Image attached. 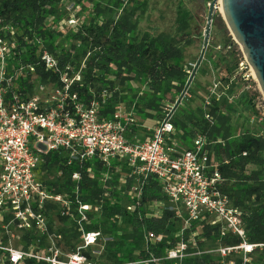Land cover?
<instances>
[{
	"label": "built area",
	"instance_id": "built-area-1",
	"mask_svg": "<svg viewBox=\"0 0 264 264\" xmlns=\"http://www.w3.org/2000/svg\"><path fill=\"white\" fill-rule=\"evenodd\" d=\"M69 22L74 23V19ZM11 33L12 30L10 39L0 34V264H26L29 259L46 264H95L82 251L94 245L102 232L85 230L84 223L92 207L99 211L100 205L82 200L80 184L81 171L94 177L95 162L105 168L102 182L109 181L120 191L128 213L160 218L166 209H172L183 220L184 228L206 218L219 225L221 235L243 239L238 245L216 247L221 261L237 252L240 261L230 259L227 263L249 264L250 253L264 244L245 241L241 209L218 189L224 177L209 164L211 152L202 134H195L190 145L183 146L181 132L168 112L150 133L129 137L130 127H139L134 107L126 110L120 103L113 113L102 114L108 89L103 88L88 101L81 99L71 92L72 84L80 78L69 77L58 56L46 48L39 49V62L45 70L58 75L60 88L53 90L49 84H40L36 93H22L18 81L31 82L36 77V67L14 58L16 52H26L27 46H20ZM232 45L229 43L227 48ZM245 63L248 65L244 57L240 64ZM50 152L57 153L65 166L77 167L71 174V190L57 192L41 176L39 169ZM152 186L162 197L145 200L144 192ZM105 194L109 195L107 188ZM110 217L118 224L124 221L122 215ZM66 221L74 223L80 233L74 251L65 249L64 233L55 227V222ZM144 238L147 244L155 243L162 235L145 230ZM185 246L180 241L166 250L165 258H181ZM160 257L150 252L145 261L164 264Z\"/></svg>",
	"mask_w": 264,
	"mask_h": 264
},
{
	"label": "trees",
	"instance_id": "trees-1",
	"mask_svg": "<svg viewBox=\"0 0 264 264\" xmlns=\"http://www.w3.org/2000/svg\"><path fill=\"white\" fill-rule=\"evenodd\" d=\"M91 4V20L86 28V35L74 32L72 38L78 40L90 39L98 47L88 60L87 69L81 81H76L71 86V92L76 93L81 99L88 101L95 95L92 87L97 82L102 86H109L113 90L103 102L102 114L109 115L114 112L120 103H131L137 113L144 118L153 117L159 112L163 100L166 99L168 89L174 81L184 86L187 73L182 63L181 50L177 45L176 36L164 34L150 35L148 32L137 30L138 17L145 12L146 0H89ZM60 0H0V17L12 21L19 34L17 42L20 46H27V51L16 52L15 59L26 63H33L36 67V78L40 80L56 81L58 75L45 70L39 62V49L48 42V49L55 56L62 47V42L57 41L63 35L59 29L50 28L45 20L49 15H55ZM217 16L220 15L217 13ZM0 18V19H1ZM60 18V17H58ZM96 23H94V21ZM94 23V24H93ZM176 32L180 36L186 35L189 28V13L186 9H178L176 16ZM16 33V31H15ZM14 31L11 36L14 37ZM10 37V30L0 31ZM40 38L41 41L36 40ZM79 51H84L79 48ZM64 67L70 59L71 53L61 51ZM92 60H96L95 63ZM114 67V70L111 67ZM237 66L236 64L234 65ZM99 71V72H98ZM108 74H113L121 88L114 89L113 81L108 79ZM22 93L32 94V80L18 81ZM138 82L148 85L144 94L141 89L133 85ZM168 98V97H167ZM173 101V99H171ZM225 101L211 100L208 109L199 107L195 114L178 118L174 123L180 134V143L188 147L191 138L199 133L206 138V146L211 152L209 164L216 166L224 179L218 189L227 195L233 205L238 206L242 212V222L245 227V241L253 244H264V133H256L250 129L242 131L241 139H236V132L230 123V111L224 108ZM208 115L209 117H207ZM188 123L196 127L188 130ZM137 126H131L129 137L138 133ZM189 133V134H188ZM185 140L186 145H185ZM43 168L47 171L55 169L61 171L60 178L51 182L55 191H69L74 182L71 174L77 167L65 166L57 153L45 155ZM94 177L90 178L81 171L82 200L90 204H99L97 213L89 214V220L84 223L85 230L94 231L102 228L110 229L111 239L105 243V262H98L91 257L89 251L82 253L95 264H119L124 262L140 261L136 264H154L145 261L149 253H162L163 250L175 247L178 242L186 244L181 258L166 259L164 264H228L227 260L240 261L237 252H231L226 261L204 251L203 245L209 240L218 245H238L242 238L236 235H221L219 225L211 223L206 218L193 221L184 228L183 220L172 209H166L165 215L160 218L138 217L135 213H128L122 204L119 190L110 186L109 181L102 182L101 174L105 168L98 162L93 164ZM117 180V177L114 176ZM109 188V195L105 189ZM145 200L160 199L159 191L152 186L144 192ZM252 205H247V201ZM112 214L122 215L124 224L120 225ZM179 223L177 228L172 226ZM124 226V227H121ZM181 228V234H176ZM198 229L200 239L195 243H186L187 235ZM63 231L62 228H57ZM152 230L160 233L162 238L155 243H148L144 238V231ZM176 231V232H175ZM64 233L65 244L71 235L80 239L78 229ZM180 240V241H179ZM77 245H70L67 250H76ZM258 254L264 260V247L259 246L250 253L249 264H264L255 259ZM143 261V262H141ZM26 264H46L44 261L29 259Z\"/></svg>",
	"mask_w": 264,
	"mask_h": 264
},
{
	"label": "rangeland",
	"instance_id": "rangeland-1",
	"mask_svg": "<svg viewBox=\"0 0 264 264\" xmlns=\"http://www.w3.org/2000/svg\"><path fill=\"white\" fill-rule=\"evenodd\" d=\"M210 1L211 0H146L145 12L138 17V31L148 32L153 36L164 34L169 37H177L175 41H177V45L181 50V60L187 73L186 82L190 78L203 47ZM219 6L220 4L217 3V8H215L211 23L208 45L206 46L202 60L189 86L185 89V82L184 86H181V89H179L180 83L174 81L173 86L168 89L166 99L163 100L160 111L152 112L154 113L153 117L144 118L139 112L137 113L136 108H133V104L123 103L126 110L133 108L136 112L135 117L139 124L137 128L139 135L150 133L152 128L165 113L170 112L172 121L177 123L178 118H184L186 115L195 114L199 107L207 110L212 99H216L217 102L225 101L223 107L228 108L230 111V123L235 129L236 139L240 140V133L246 129H250L256 133H264L263 95L249 64L246 65L245 63L243 66L240 64L242 59H244V55L240 44L235 40L233 34L228 29ZM181 8L186 9L189 13L188 33L184 36L177 34L175 24L178 9ZM90 12L91 4L89 0H60L56 14L47 16L45 20L48 27L59 29L63 32V35L57 40L62 42V47L58 48L57 53L60 61L63 59L61 57V51L68 50L71 53L70 59L66 61L63 69L68 71L69 77L75 76L76 79L80 78L79 81L82 80V76L87 69L88 60H91L92 54L98 50V47L90 39H84V41H82V39L76 40L72 38V35L74 32H81L83 35H86V28L91 20ZM217 13L220 15V18L216 15ZM69 19H74V23H70ZM96 21L97 20H95L94 23H96ZM7 29L14 31V33L16 31L14 39L17 40V35L19 34V32H17V27L14 26L11 20L6 21V19L1 18L0 31L7 32ZM10 38L11 37H9V39ZM36 41L40 42L41 39L38 38ZM232 42V47L227 48V45ZM47 45L48 42L42 44L40 47L46 48ZM79 48L84 51H79ZM92 62L95 63L96 60H92ZM235 64L237 65L236 67L234 66ZM111 69L114 70V67L112 66ZM108 79L113 81L115 85L114 89L121 88L118 84V80L113 74H108ZM31 84L32 93H36V88L40 84H49L53 90L60 88V84L57 80L44 81L36 77L32 79ZM133 85L141 89V94H144L146 88L149 87L148 85H141L138 82H133ZM103 88L108 89V96L113 91L110 90L109 86H102L97 82L93 85L91 91L93 95H98ZM171 99H173V101H171ZM177 101H179V103L175 105ZM195 129V126L188 123V130ZM186 142L185 140V145ZM39 170L41 176L48 179L50 182L60 178L58 171L55 169L46 171L43 166H41ZM118 184L123 186V182L121 181H118ZM107 189L108 191L110 190L109 188ZM252 204V201H247V205ZM91 211H93L92 213H97L98 207H92ZM123 224L124 222L120 225ZM124 226L125 228L127 227L125 224ZM178 226L179 223L176 221L172 227L177 228ZM55 227L62 228L67 234L72 229H75L74 223L68 221L65 223L55 222ZM180 230L182 229L179 228L177 232L175 231L176 234L180 235ZM100 231L102 232L101 237L94 245L88 247L87 251H89L93 259L98 260V262H105L108 260L106 259L107 253L104 251L105 243L110 240L111 234L108 228H102ZM197 239H200L198 229L187 235L186 243H195L198 241ZM68 240V244H65L66 250L70 245H77L80 242V239L74 235H71ZM218 246H216V243L207 240L203 245V249L215 257H220L215 251V248ZM165 253L166 250H163L162 253H158L164 262H166ZM255 259L258 262L264 261L258 254L255 255Z\"/></svg>",
	"mask_w": 264,
	"mask_h": 264
},
{
	"label": "water",
	"instance_id": "water-1",
	"mask_svg": "<svg viewBox=\"0 0 264 264\" xmlns=\"http://www.w3.org/2000/svg\"><path fill=\"white\" fill-rule=\"evenodd\" d=\"M219 1L224 21L240 44L264 98V0H211L209 2L203 47L190 78L185 84V89L189 86L208 45L211 23ZM178 103L179 101L175 105Z\"/></svg>",
	"mask_w": 264,
	"mask_h": 264
},
{
	"label": "bare ground",
	"instance_id": "bare-ground-1",
	"mask_svg": "<svg viewBox=\"0 0 264 264\" xmlns=\"http://www.w3.org/2000/svg\"><path fill=\"white\" fill-rule=\"evenodd\" d=\"M220 4V1L218 2ZM220 11H222L221 5L219 6Z\"/></svg>",
	"mask_w": 264,
	"mask_h": 264
}]
</instances>
